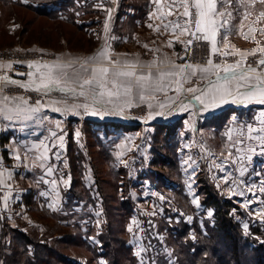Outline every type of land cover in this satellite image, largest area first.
Segmentation results:
<instances>
[{"label":"rangeland","instance_id":"374dc122","mask_svg":"<svg viewBox=\"0 0 264 264\" xmlns=\"http://www.w3.org/2000/svg\"><path fill=\"white\" fill-rule=\"evenodd\" d=\"M44 3L48 5L44 6ZM156 7L151 0H29L27 4L23 0H0V59L13 57L21 64L23 58L44 56V50L53 51L50 53L53 55L65 53L84 59L107 42L116 50L145 54L144 44L152 41L159 43L162 51L169 42L166 35L173 36L162 25L174 20L175 15L160 21V31L154 30L159 35H154L155 38L159 39L155 40L147 28L149 14L155 12ZM41 9L52 18L45 13L39 14ZM221 10L232 13L227 25L231 33L227 40H222L221 30L217 37L221 54L213 55L212 59L235 63L243 57L245 66H257L258 59L264 58V52L257 51L264 49V33L259 31L264 28V18L257 20L259 13L264 12V3L232 0L230 7L226 5ZM246 14L247 19H244ZM249 24L253 30H249ZM244 33L248 39L244 38ZM178 34L177 31L175 35ZM183 36L179 40L189 39L187 34ZM177 37L170 40L177 59L181 52L185 53V59L202 58V49H206V55L211 57L210 44L194 42L191 52L186 53L184 44L178 42ZM225 51L230 54L223 56ZM164 129L163 125H157L154 131L146 128L144 134L138 133V137L134 136L135 131L128 137L127 147L122 149L110 141L107 144L105 138L109 136L91 123L68 121L66 150L62 152V161L55 162L63 178H70L67 187L59 182V176H45L44 169L35 166L33 157L36 153H28V159H22L23 166H19L18 159L9 165L11 159L7 151L1 150L0 181L3 180V186L8 184L5 188L9 192L8 200L4 202L0 190V221L6 242L13 239L21 243L20 234L24 233L35 246L50 245L76 264H108L109 251L104 243L118 238L121 244L130 248L132 256L127 252L125 258H129L122 264H156L158 259H163L166 264H178L180 242L170 240L171 235L181 233L188 244L191 242L197 247L196 232L181 228V224L191 225L197 218L203 228V220L213 221V210L201 205L198 193L197 179L204 173L214 189L221 196L232 199L237 206L230 210L235 214V221H240L244 227L250 220L264 218L258 215L264 208L258 202L264 200V193L259 192L261 182H264V164L250 163L244 177L248 187L231 182L232 178L239 179L238 173L226 183L223 177L228 168L221 172L210 167L208 161L201 159V149H179L182 147L180 135L173 129L166 137ZM218 130L215 134L199 133L205 148L216 153L222 150L221 142L226 139ZM77 131L79 137L75 135ZM120 142L125 145L123 139ZM135 142L141 143L136 151L128 148ZM121 152L123 156L119 155ZM189 156L199 165L195 172V165L184 163ZM51 179L58 181L55 191L50 183L42 182ZM160 179L164 180L163 184ZM194 198L198 199L199 205L192 203ZM243 212L247 217L242 216ZM133 220L138 224H133ZM179 222L180 230H173L175 225L170 224ZM130 225L132 232L128 231ZM107 228H111L112 238L105 234ZM221 242L219 240L218 244ZM18 247L21 246L18 244L15 248ZM5 250L9 253L11 247ZM26 254L29 258L36 254L32 244L27 246ZM188 259L191 263L194 261L191 257L182 261Z\"/></svg>","mask_w":264,"mask_h":264},{"label":"snow or ice","instance_id":"6c2138e0","mask_svg":"<svg viewBox=\"0 0 264 264\" xmlns=\"http://www.w3.org/2000/svg\"><path fill=\"white\" fill-rule=\"evenodd\" d=\"M23 2L27 4L29 0H23ZM151 2L157 7L155 12L149 14L150 19L157 16V13L161 21L175 15L174 20H168L162 26L165 31L171 28L173 34L178 31L179 36L188 35L189 39L186 41H181L179 36L177 37L178 42L184 44L186 53L191 52L194 42H206L211 45L210 56L221 54L217 37L223 30L222 40H227L231 33V29L227 27L228 20L232 17L231 12L221 9L226 5L230 7L232 0H151ZM259 2L264 3V0ZM108 11L110 12L111 9ZM247 16L248 14L244 16V19H247ZM261 18H264V12L259 13L257 20ZM148 27L153 28V25L149 24ZM248 28L253 30L252 24H249ZM107 30L106 22L105 31ZM154 30L159 32L160 28L157 27ZM259 31L264 33V28ZM243 35L245 39H248L247 33ZM168 45L171 47L172 41H169ZM144 47L147 48V45ZM257 51L264 52V49ZM229 54L227 51L222 53L223 56ZM257 63L261 66L259 71L250 64L245 66L246 61L243 57L235 63H225L223 66L220 63H214L211 58H208L204 65L188 62L169 63L166 68L159 67L156 61L146 65L125 61L122 65L119 60L111 59L106 48L79 61L29 62L27 73L16 74L27 75V81L20 82L7 75L0 76V119L32 121L44 125L48 121L47 115H41L45 109L62 116L97 115L107 114L110 111H123L124 106L131 107L134 101L137 107L146 105L148 109L153 110L149 112L148 119H152L153 115H165V109L167 114H172L173 110H187L193 100L199 102L202 110L205 111L229 101L264 105V58L258 59ZM11 67V64H0V68L10 69ZM137 68L140 69L139 72ZM211 76H215V79H211ZM193 78L201 82L206 81V85L185 88L184 85L191 83ZM9 84L35 91L41 98L36 99L34 104H29V101L22 96L5 95L4 88ZM169 92H173L174 95H168ZM53 93L60 95L56 98L53 97ZM182 93L190 94V96H184L182 99ZM158 94H163L165 99L154 105L151 101L155 100ZM44 97L48 99L45 100ZM157 108L158 111L155 110ZM254 120L258 127L252 123H243L229 128L224 133L227 141L221 142L222 150L219 153L212 151L211 148L206 149L203 144L200 145L203 152L201 159L208 161L210 167L219 169L221 172H225L226 168L229 169L223 177L226 183L234 177L235 173H238L239 179L232 178L231 182L237 186L248 187L244 177L253 156L257 154V148H259V154L264 155V110H261ZM49 123L53 126L48 128V135L28 148L26 152L36 153L33 163L36 167L44 169L45 176L53 177L55 174L60 177L59 182L67 187L70 178L64 179L55 163L62 161L66 133L61 126L62 121H49ZM75 135L79 137L80 132L77 131ZM250 141L254 143H249ZM187 147L192 146L187 145ZM119 155L123 156L124 153L121 152ZM16 158L20 159L19 156ZM25 159H28L27 154ZM189 162L195 165L193 168L195 172L196 167H199L198 163L192 156L184 161L185 164ZM122 163L127 162L122 161ZM64 166L67 167L66 162ZM42 182L50 183L52 190H56L57 179L42 180ZM261 183L259 192L264 193V182ZM41 194L48 195V193ZM240 194L243 195V192ZM4 199L7 200V196ZM258 202L264 205V200ZM192 203L199 205L198 199L195 198ZM211 215L212 213L209 212V216ZM258 215L264 217V208ZM132 223L138 224V221L133 220ZM244 227L247 230L248 226ZM128 231H133L131 225Z\"/></svg>","mask_w":264,"mask_h":264},{"label":"crops","instance_id":"0c3cea01","mask_svg":"<svg viewBox=\"0 0 264 264\" xmlns=\"http://www.w3.org/2000/svg\"><path fill=\"white\" fill-rule=\"evenodd\" d=\"M160 19L155 16L150 19V24L156 23L159 27ZM162 22V21H161ZM157 26H153V28H147L150 32V36H159L158 33L154 32V29ZM146 29V30H147ZM152 32V33H151ZM171 35L167 34L166 36L169 37V41L171 39H175V36H179L173 34L172 30H167ZM155 35V36H154ZM181 37V36H179ZM185 36H183L184 38ZM159 39V37H156ZM155 38V40H156ZM182 38V39H183ZM168 39V38H167ZM160 41V40H159ZM147 45V48L144 46ZM143 50L147 53L143 54L142 52H128L126 50H116L113 49V46L110 42L104 43L101 45L93 55L99 52L101 49H107L108 54L111 56L113 60H119L123 65L125 61L129 63H137V64H149L152 61H156L159 67L166 68L169 63L174 64H184L185 62L192 63V64H201L204 65L208 58L212 59V56L209 57L206 55V49H202L203 56L202 58L193 57L191 59H185L184 52H181V57L179 59L176 58V52L171 47L167 45L163 46V50L160 51L159 48L161 47L159 43H153L150 41L149 43L144 44ZM44 50V49H43ZM201 50V49H200ZM44 50V56L39 57H27L20 60L22 62L19 64L18 60L10 57L6 59H0V64H11L12 67L9 68H0V76L7 75L11 79H15L20 82H24L28 80L27 75H16L17 73H27L29 69L27 68V64L29 62L40 61L42 63H53L56 61L66 62L69 60H83L81 57H77L76 55H67L65 53L60 54H50L53 51H46ZM92 55V56H93ZM38 58V59H36ZM214 63H220L222 66L225 64L223 60L213 59ZM18 65V66H17ZM19 65H21L19 67ZM258 69H261V66L257 65L254 66ZM139 72L140 69L137 68ZM223 75V73H221ZM211 79H215V76H211ZM206 85L205 82H201L197 78H193L191 83H187L184 85L185 88L187 87H204ZM4 94L10 97L17 96V97H24L29 101V104H34L36 99H40V95L35 91L25 90L23 88L18 87L17 85L9 84L7 87L4 88ZM60 94L53 93V97L58 98ZM168 95H174L173 92H169ZM184 96H190V94L182 93L181 98L183 99ZM44 99H48L44 97ZM165 97L163 94H158L157 98L151 101L154 105L158 102L163 101ZM111 107V106H110ZM155 110H159L158 108ZM264 110V105H257V104H239V103H232L229 101L228 103H222L219 107L211 108L210 110H202L201 105L197 101H192L187 110H173L172 114H167V109H165V115L163 116H156L153 115L152 119H148V114L151 109H148L146 105H141L139 107L135 106V101L133 102V106L123 107V111H110L107 114L100 113L97 115H90V114H81V115H61L58 113L51 112L48 109H45L41 115H47L48 121L45 122L44 125L33 123L32 121H6L0 119V151L5 150L7 151V156L11 159L9 165L15 164L13 161L17 160V156L20 157L19 166H23L22 159H25V155L28 153L34 152H26L28 148L43 140L45 136L48 135V128L52 127L53 124L49 123V121H62V128L66 133V126L68 121L74 122H83L87 121L91 123L94 127L101 129V133L103 132L104 135H108V138H105V141L108 144L112 143L113 146L116 144L121 147L122 149L127 147L126 141L129 139L135 131V137H138V133L145 132L147 128L149 131H154L157 125H160L165 128V133L171 132L173 129L175 130V134L180 135V144L182 147L179 146V149H190L194 151L195 149H201L200 145L202 144L200 139V134L205 135L207 131L209 134H215V132L221 131V135H224L225 132L229 128L236 127L239 124L243 123H252L254 126L258 127L259 125L255 122L254 118L258 113ZM138 127V130L135 128ZM134 128V129H133ZM140 129V130H139ZM224 132V133H223ZM200 133V134H199ZM67 134V133H66ZM255 135V134H254ZM225 136V135H224ZM1 137L5 138L3 145H1ZM183 137V138H182ZM215 138V137H214ZM120 139H123L125 145H122ZM66 140V136H65ZM227 140V137L225 141ZM203 141V140H202ZM216 141V139L214 140ZM123 143V142H122ZM254 143V142H249ZM66 142H64V147ZM187 145H191L192 147H187ZM141 146V143L135 142L134 145H128V148L132 150H137L138 147ZM66 150L64 148L62 152ZM23 154L21 155V153ZM31 155V154H30ZM13 163V164H12ZM252 164H264V155L259 154V148H257V154L253 156L251 161ZM3 171H1L2 173ZM3 178V177H2ZM3 183V180H1ZM0 181V190L3 192V201L6 202L8 200L7 191L8 186H3ZM3 188V189H2ZM7 196V200L4 197Z\"/></svg>","mask_w":264,"mask_h":264},{"label":"trees","instance_id":"16d2710c","mask_svg":"<svg viewBox=\"0 0 264 264\" xmlns=\"http://www.w3.org/2000/svg\"><path fill=\"white\" fill-rule=\"evenodd\" d=\"M44 4H46L44 6L48 5L47 3ZM18 7L27 6L18 5ZM40 11L41 13L39 14L45 13L46 16L52 18L43 9ZM164 136L168 137L169 133H165ZM167 140L169 141V138ZM172 140L174 139L172 138ZM4 141L5 138L1 137V145H3ZM160 182L163 184L164 180L160 179ZM197 187L198 193L201 195V205L206 209L213 210V221L211 223L208 220H203V228L198 223L197 218L194 219L191 225L183 223L180 226L181 222L179 224H170L175 225L172 228L173 230H180V227L194 230L199 240V242L197 240V247H195L192 246L191 242L188 244L185 237L182 238L181 233L171 235L170 240L180 242L177 246L178 264H264V218H261V221L258 218L250 220L248 228L245 230L240 221H235V214L230 212L231 209L237 207L233 200L221 196L208 180L206 173L202 174V178L197 179ZM127 210L130 211L128 206ZM242 214L243 217H247L244 212ZM0 227V264H76L65 258L56 248L50 245L35 246L34 242L30 241L24 233L20 234L21 243H16L13 239L6 242V234L3 232L1 221ZM104 231L107 236L111 237V228H107ZM182 239H185V241H182ZM219 240L220 242L222 241L221 244H218ZM18 244L21 247L16 249L15 247ZM29 244L33 245L36 253L30 258L26 254ZM104 245L109 251V256H107L108 264H122L124 260L127 261L129 258V256L125 258V255L127 252L130 255V248L121 244L118 238L114 240L112 238L111 242L107 240ZM6 247H11L9 253L5 250ZM185 257L186 259L191 257L194 261L192 263L189 259L182 261ZM160 260L158 259L156 264H166L163 259Z\"/></svg>","mask_w":264,"mask_h":264}]
</instances>
